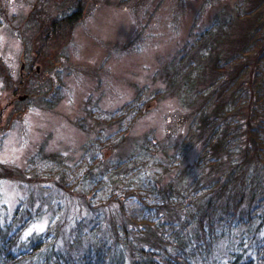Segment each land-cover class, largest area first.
Instances as JSON below:
<instances>
[{
    "label": "rangeland",
    "instance_id": "rangeland-1",
    "mask_svg": "<svg viewBox=\"0 0 264 264\" xmlns=\"http://www.w3.org/2000/svg\"><path fill=\"white\" fill-rule=\"evenodd\" d=\"M238 1L81 0L83 7L78 6L83 11L80 21L73 28L65 26L52 30V41L44 44L38 41L49 34L52 21L63 12L68 13L78 0H0L1 224L11 222L18 207L30 208L33 213L41 210L21 240L55 225L59 237L57 245L67 254H83L89 250V245L86 241L75 240L77 229L82 234H94L98 230V238L104 241L112 235L114 226L111 224L118 218L116 214L121 206L126 212L136 206L148 209L145 206L153 208L160 204L161 194L141 186L144 184L139 181L138 189L131 187L129 193L124 192L126 187L122 183L115 195L119 200L104 206L102 203L110 200L112 190L108 184H103L104 177L100 178L98 168L92 170V175L88 170L92 161L97 162L101 157L104 158L102 170L108 166L112 168L117 161L122 164L126 153L138 148L137 144H144V137L151 138L153 145L156 143L151 148L158 155L148 168L158 175L163 172V186L168 185L176 173L168 174L169 154L176 153L185 142L182 145L187 147V156L181 165L182 173L179 172L178 179L174 178L177 185L185 189L187 184L193 185L198 179L203 180L205 190L214 186L219 189L220 184L216 182L213 187L209 185L218 179L220 170H229L226 166H230L219 171L196 166L195 159L201 150L197 135L201 128L191 131L190 124L197 119L194 113L211 112L215 106L211 105L212 100L219 97L222 89L229 91L231 100L237 96L234 94L237 91L241 100L240 107L227 109V115L219 119L221 129L229 131L230 145L233 148L238 144V153L242 151L240 156L247 154L248 157L249 154L252 163L255 149H259L258 155L262 158L264 120L260 117L262 109L257 99L264 98V51L258 52L264 44L263 24L262 34L253 40L259 44L250 43L253 47L246 53L245 57L250 60L248 65L238 69L242 62L238 56L232 61L238 70L233 68L213 74L212 64L208 63L210 68L200 77L203 91L199 92L194 104L182 99L172 81L163 74L174 58L184 56L187 50H192V54L196 50L188 45L192 34L203 32L215 18L222 19L243 10ZM36 12L39 16L42 12V18L38 16L35 22L33 13ZM245 24L236 23L232 30L234 37L240 35ZM28 26L30 29L26 28ZM26 31L29 35L24 40L18 37ZM212 31L219 32L220 27ZM191 45L196 47L195 42ZM222 46L228 52L227 46ZM199 56L194 54L188 60L187 72L196 65V57L195 61L199 62ZM31 63L32 70H37L39 75L27 77ZM187 72L180 74L179 81ZM140 90L143 91L142 103L135 106L133 103L132 107H144L145 113L132 118L129 111L122 120L124 116L117 113L118 109L132 102ZM157 91L161 94L156 95ZM25 95L23 101L20 100ZM115 113L118 116H114ZM181 117L182 126L173 128ZM114 120L116 123H111ZM189 136L192 140L184 141ZM58 154L65 156L62 157L70 170L63 164L40 167L39 155L60 162ZM137 161L138 165L144 164L142 157ZM252 163L247 171H239L229 184L238 196L244 197L240 207L245 212L250 210L247 203L252 201L251 197L264 194V172L257 161L254 166ZM186 171L188 174H184ZM185 175L188 178L184 181ZM94 178L97 181L92 183ZM199 207L191 211L183 209L179 217L183 221L177 219L180 222L173 223V229L179 233L185 224L190 226L189 221L193 227V217H199L203 211L197 213ZM227 215L223 211L216 218L223 219ZM258 228L262 230L257 233ZM220 230H216L219 238L204 264L225 263L245 232L242 226ZM252 231L255 243V239L264 236V218ZM75 242L76 247L71 248Z\"/></svg>",
    "mask_w": 264,
    "mask_h": 264
},
{
    "label": "trees",
    "instance_id": "trees-1",
    "mask_svg": "<svg viewBox=\"0 0 264 264\" xmlns=\"http://www.w3.org/2000/svg\"><path fill=\"white\" fill-rule=\"evenodd\" d=\"M80 1L75 2V5L71 6V10L67 11L68 13L63 12L59 15V18L54 19L52 24L49 25V34H43L44 37L40 38L41 40L38 42L43 41L46 44V42L52 41L53 33L51 32L58 27L61 29H64L65 26L73 28L82 18L83 11L81 12L80 8H78V6L83 7ZM238 2H240L243 10H238L234 15L230 14L222 19L215 18V22L203 30V32L191 33L192 37L188 39V45L190 48H196V50L193 51V54L191 53L192 50H187L184 56L178 59L174 58L170 67L168 68L167 65L163 73L166 75L165 77H168L172 81V86L178 90V95L182 99H189L191 105L197 102L199 92L203 91L200 89L203 85L200 77H202V72L210 68L208 63L212 64L211 69L214 71L213 74L222 73L233 68L238 70L250 63V60L245 57L246 53H248L247 51L253 47V45L250 47V43L259 44V42L256 43L253 40L262 34L261 24L264 25V0H239ZM70 11L72 12L70 13ZM33 14L36 22L39 15L37 12ZM41 14L42 12L39 17L42 18ZM239 22H242V25L246 24L240 33L241 36L237 34V37H234L232 30L236 23ZM29 26L26 28L30 29ZM216 27H220L219 32L212 31ZM27 31L24 35L20 36L18 34V37L24 40L26 35H29ZM194 42L196 47L191 45ZM223 44L227 46L228 52H225L226 50L223 49ZM263 45L261 44L258 52L263 53ZM239 51L241 52L239 53ZM198 53L201 55L199 56ZM223 53H226V56ZM194 54L197 57L199 56V62L195 61L196 57L194 59L196 65L192 67V70L187 72L185 67ZM238 56H240L242 62L238 64L237 69V64L233 65L232 61ZM23 63L24 61H22V65ZM32 69L33 65L31 63V71L30 74L26 75L27 77L39 75L36 67V71ZM182 72L183 74L184 72L187 73L179 81V76H181ZM199 73L200 76L198 75ZM213 82L211 81V83ZM159 91L164 90L160 89ZM142 93V90L138 91L137 97L132 102L126 103L118 109L117 113L119 115L122 113L124 116L122 120H125L129 111V114L133 115L132 118L145 113L144 107L136 109L132 107L133 103L134 106L142 103L140 102L142 100ZM218 93L219 97L212 100L214 102L211 105L215 104V106L213 109L211 108V112L208 110V114H204L203 112L194 113L198 116L190 125L192 127L191 131L201 128V133L197 135V141L201 146V150L195 159L196 166L199 168L210 167L212 168L211 171L214 168H217V171H219L226 165L230 166H226L229 170H220L218 179H215L209 185L213 187L216 182L217 185L220 184L219 189L214 186L213 189L209 188L205 190L206 186L202 183L203 180L199 181L198 179L193 185L187 184L185 189L177 185L174 178H179V172L182 171L181 165L187 156V147L182 145L185 142L180 144L181 147L175 151L176 153L169 154L168 174L176 173L174 178L168 182V185L163 186L161 183L163 172L159 175L154 172V175L153 170L148 168L149 165H153L158 155L151 148L156 143L153 145V140L150 142L151 138L147 139V137H144V144H137L138 148H134V150L126 153L122 159V164L117 161L112 168L108 166L102 170L101 166L104 163V158L101 157L97 162L93 163L92 161V166L90 165L88 170L92 175V170L98 168L101 172L100 178L104 177V180H102L103 184H108V188L112 190L110 200L102 203L104 206L110 201L115 202L119 200L115 195L122 183L126 187L124 192L129 193L130 189H132L131 187L138 189L139 185H141L138 183L139 181L144 184L141 186L145 188L150 187V190L153 189V193L161 194L159 205H154L152 206L153 208L145 206L148 209L136 206L135 208H129L126 212L121 206L116 214L118 218L113 219V224L110 223L114 226L111 229L112 235L104 241L98 238V230H95L94 234H82V231L77 229L75 240L79 242L80 240L81 242L86 241V244L89 245V250L87 249L81 255L67 254L57 245L59 237H57L58 231L55 229V225L41 234H33L27 237V239L21 240L26 229L32 221L36 220L41 210L33 213L30 208L18 207L14 211L11 222L4 225L0 222V264H125L128 260V264H204L212 253L216 239L219 238L216 232L217 228L221 229L220 232H222L224 228L231 230V228L238 226L244 227L245 232L244 234L239 232L242 236L238 240L239 242L237 241L236 246L233 245L236 249L229 253L230 257L223 264H264V236L255 239V243L252 242L254 234L252 229L254 230L255 224L264 218V194L253 193V195L257 194L258 198H250L252 201L247 203L250 209L248 212H245L240 207V203L244 200V197L238 196V192L229 184L231 180H235L236 174L239 171H247V166L252 161L249 154L248 157L247 154L240 156L242 151L238 153V144L232 148L229 141L231 137L227 135L229 131L222 130L221 123L219 122L221 117L227 115V109L235 110L241 106L240 96L236 91L234 94L237 96H234L233 100H231L227 89L219 90ZM159 94L161 93L157 91L156 95ZM36 95L39 97L38 94ZM257 103L260 104V109H262L260 117L264 120V98L257 99ZM132 108L133 110H131ZM199 117H202V119H198ZM182 121L183 117L179 118L173 128L177 129L181 127ZM111 123L116 122L114 120ZM186 133L188 134V132ZM187 140L190 141L192 139L189 136L184 141ZM151 144L152 146H150ZM255 150L252 165H256L255 162L257 161L258 165L262 167L261 171L264 172V155L261 158L258 155L260 154L259 149ZM60 156L61 160L57 162L56 159H49V156L39 155L40 167L63 164L66 166V170H70L71 167L65 164L66 160L63 158L65 156L63 154ZM235 156L239 158L236 157L235 159ZM139 157L144 159V164L138 165L137 160ZM260 159L263 160V163H259ZM13 171L16 173L15 170ZM184 174H188V172L186 171ZM154 176H156V179ZM158 176L160 177V181L158 180ZM187 178L188 176L184 177L183 180L185 181ZM94 181H97V179L94 178L92 183ZM161 187H165V190H162ZM197 205L200 207L199 209L196 208V212H200L201 209L203 211H201L200 215L197 214L199 217H193V227L192 221H189V224L191 223L190 226L183 224L184 228L181 227L180 232L177 233L173 229V223L183 221V219L179 218L182 210H193ZM223 211L228 213L227 217L223 219L216 218V215L221 212L223 213ZM177 219H180V221H176ZM234 221H236V224ZM261 230V228H258L257 233ZM245 243H248L247 247ZM70 245L71 243H69ZM75 245L76 242L72 244L71 248Z\"/></svg>",
    "mask_w": 264,
    "mask_h": 264
},
{
    "label": "water",
    "instance_id": "water-1",
    "mask_svg": "<svg viewBox=\"0 0 264 264\" xmlns=\"http://www.w3.org/2000/svg\"><path fill=\"white\" fill-rule=\"evenodd\" d=\"M24 97H26V95L25 96H21V98L20 99H23ZM29 97V96H28Z\"/></svg>",
    "mask_w": 264,
    "mask_h": 264
},
{
    "label": "flooded vegetation",
    "instance_id": "flooded-vegetation-1",
    "mask_svg": "<svg viewBox=\"0 0 264 264\" xmlns=\"http://www.w3.org/2000/svg\"><path fill=\"white\" fill-rule=\"evenodd\" d=\"M36 69H37V66H36Z\"/></svg>",
    "mask_w": 264,
    "mask_h": 264
}]
</instances>
